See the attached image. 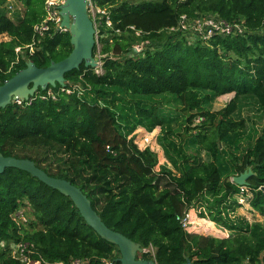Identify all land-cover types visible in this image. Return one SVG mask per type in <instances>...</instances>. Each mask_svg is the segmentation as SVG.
<instances>
[{
    "label": "trees",
    "instance_id": "obj_1",
    "mask_svg": "<svg viewBox=\"0 0 264 264\" xmlns=\"http://www.w3.org/2000/svg\"><path fill=\"white\" fill-rule=\"evenodd\" d=\"M8 1L0 0V85L29 61L46 68L73 50L70 33L57 31L31 53L26 47L45 17L47 0H13L25 9L14 19ZM97 2L113 22L112 29L101 28L103 72L83 64L65 76L68 88H81L82 95L58 86L55 101L38 96L0 110V152L32 160L49 176L80 188L110 229L154 250L140 258L157 264H188V259L191 264H264V136L233 159L236 176L252 171L247 183L225 180L216 162L220 143L246 123L225 109L205 108L227 94L254 96L264 117V0ZM185 15L191 20L212 16L240 25L243 32L189 40L171 30ZM136 46L142 50L136 52ZM163 96L178 100L187 132L196 130L207 153L206 158L183 154L175 161L161 139L175 172L166 164L157 171L156 154L131 137L138 126L153 131L163 125L166 118L157 106L143 99ZM241 197L263 221L237 217ZM192 209L229 237L187 232L180 219ZM18 243L41 264H120L119 248L87 225L69 197L9 168L0 175V264H24L12 254Z\"/></svg>",
    "mask_w": 264,
    "mask_h": 264
},
{
    "label": "water",
    "instance_id": "obj_2",
    "mask_svg": "<svg viewBox=\"0 0 264 264\" xmlns=\"http://www.w3.org/2000/svg\"><path fill=\"white\" fill-rule=\"evenodd\" d=\"M60 14L63 18L62 26L68 28L71 35L73 46L71 54L59 62L51 61L46 68H39L33 61H29L25 69L0 85V110L17 100L30 101L38 93L46 91L49 87H66L65 76L74 70H79L83 64L86 68H98L99 62L94 56L97 32L94 21L88 12V0H66L65 4L61 6ZM9 168L25 171L47 186L69 197L80 211L87 225L102 239L119 248L121 257L117 261L120 264H157L153 260L140 258V255L144 253L141 244L110 229L93 209L87 195L71 182L49 176L32 160L5 157L0 152V175ZM252 174L250 170L235 177L233 182L244 186ZM188 264H191L189 259Z\"/></svg>",
    "mask_w": 264,
    "mask_h": 264
},
{
    "label": "rangeland",
    "instance_id": "obj_3",
    "mask_svg": "<svg viewBox=\"0 0 264 264\" xmlns=\"http://www.w3.org/2000/svg\"><path fill=\"white\" fill-rule=\"evenodd\" d=\"M9 16L14 19L17 15L24 12V7L13 0L6 4ZM194 35H191V40ZM99 50L102 45L99 44ZM98 58L99 51L97 54ZM154 103L159 110L161 117H164L162 126H157L153 131H148L146 128L138 126L132 133L131 137L135 138V142L141 149L150 148L158 158L157 171L160 166L168 165L174 172L175 168L169 160L165 148L161 143V139L165 144H169L171 155L175 161L182 159V155L186 154L189 157L202 155L207 157V153L202 148L203 145L198 142L196 137V130L187 132V116L181 111L178 100L173 96H163L154 98H143ZM205 108L210 111L226 110L233 120L239 122L244 121L246 128L241 132L229 135L220 143V149L217 156V164L221 170V175L225 180H233L236 176V171L233 165L235 157L241 158L248 149L253 147L255 141L264 136V117L262 109L257 99L254 96L235 97L234 94H227L205 104ZM121 122H124L121 120ZM129 124V121H125ZM132 124V123H131ZM198 124V122H196ZM132 126V125H131ZM193 127V126H192ZM182 150V151H181ZM29 209L26 212L29 214ZM237 217H244L253 221H263V218L258 214L255 215L250 211L249 204H243L241 207L236 208ZM233 215V213H231ZM194 223L192 226V233L216 237H229V232L225 231L223 227L214 223L210 218H203L199 211L195 210L193 213ZM18 249V248H17Z\"/></svg>",
    "mask_w": 264,
    "mask_h": 264
},
{
    "label": "built area",
    "instance_id": "obj_4",
    "mask_svg": "<svg viewBox=\"0 0 264 264\" xmlns=\"http://www.w3.org/2000/svg\"><path fill=\"white\" fill-rule=\"evenodd\" d=\"M66 0H47L45 3V17L44 19L37 23L34 26V36H33V42L31 45L27 46L26 49H29L31 53L34 52V49L36 46L41 45V43L52 34V32H62L67 33L69 32V29L62 26L63 18L60 14L61 6L65 4ZM88 12L92 20L94 21L95 28H96V39H97V47H99L100 39L103 37V34L101 32L102 26L106 25L108 28H113V22L110 17L109 11L105 8H101L98 5L97 0H88ZM175 32H181L183 33L189 40H191V35H194V39L202 38L204 40H208L211 37L219 34L223 36H229V35H235L240 34L243 32V28L240 25H231L230 23L216 19L215 17H204V18H198L195 20H191L186 15L181 18V21L179 22V25L177 27H174L171 29ZM117 34H119V30L116 31ZM104 37H107L106 34H104ZM136 52H140L142 50V46H136L135 48ZM22 51V48L18 47L16 48V52L20 53ZM99 58L96 56L99 62L98 68L95 69L97 74H101L102 71V58L104 57L101 55V50H99ZM62 92H66L67 94H71L74 91H77L79 95L83 94V90L80 88L75 87L74 89L68 88L67 84L66 87H61ZM45 94L38 93L36 97H40L42 100H57L58 99V93L55 92V90L52 87H49L46 91H44ZM34 97V98H36ZM32 98L30 101L23 102L22 100H17L15 103L18 105H23L24 103H31V101L34 99ZM200 119L197 120L199 122ZM246 189L243 187L241 188V192H245ZM241 204H245V199L243 197L240 198ZM195 209H192L184 218L180 219L183 228L189 232L192 233V226L194 223V213ZM21 219L23 221H26L24 217H22L21 214H19ZM227 231V230H225ZM12 248V254L14 257L21 260L24 264H41L40 261H34L32 259L33 251H30L26 245H22V243L14 244L11 246ZM18 248V249H17ZM152 252L154 253L153 249L144 250V252ZM62 264V263H58ZM78 264V263H76ZM112 264V263H109Z\"/></svg>",
    "mask_w": 264,
    "mask_h": 264
}]
</instances>
